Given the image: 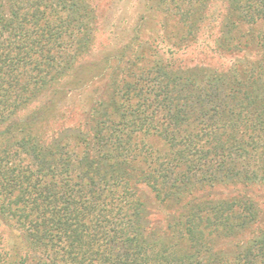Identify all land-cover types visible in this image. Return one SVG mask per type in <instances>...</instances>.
I'll return each mask as SVG.
<instances>
[{"label":"trees","instance_id":"16d2710c","mask_svg":"<svg viewBox=\"0 0 264 264\" xmlns=\"http://www.w3.org/2000/svg\"><path fill=\"white\" fill-rule=\"evenodd\" d=\"M215 1L154 5L172 46L211 42L226 67L176 64L139 37L86 60L92 0H0V264H264L256 203L205 192L264 182V0ZM86 84L80 124L38 133ZM141 185L169 209L164 227Z\"/></svg>","mask_w":264,"mask_h":264},{"label":"rangeland","instance_id":"374dc122","mask_svg":"<svg viewBox=\"0 0 264 264\" xmlns=\"http://www.w3.org/2000/svg\"><path fill=\"white\" fill-rule=\"evenodd\" d=\"M155 0H92L97 10V31L93 41L92 49L86 60L97 61L108 51H116L128 43L132 38L139 37L142 41L153 46L157 55L163 58H170L171 53L175 56L173 61L176 64L193 66L195 64L207 63L211 66H228L233 61V56H219L209 49L213 46L211 42L178 49L172 46V41L167 37L170 32V24L164 12L157 10ZM154 5L151 10L149 6ZM225 6V0H216L212 11H220ZM182 59V62L180 61ZM97 84H86L82 89L70 90L67 96H58V106L53 111L44 114L37 124L38 133L48 137L67 126H77L85 117L90 103V95ZM101 86H99L100 89ZM47 102L46 97L41 98L29 105L22 115L34 114L42 105ZM140 193L145 200L150 212L153 225L162 228L166 224V217L169 209L161 205L150 189L141 185ZM206 194L213 198H232L245 196L253 200L264 215V182L253 184H228L206 189ZM252 232L246 233V237ZM12 231L8 225L0 220V241L9 246ZM14 236V235H13Z\"/></svg>","mask_w":264,"mask_h":264}]
</instances>
